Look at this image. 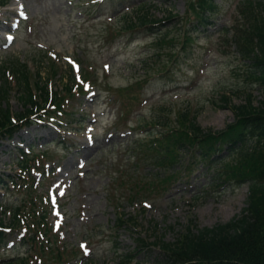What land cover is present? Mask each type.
Returning <instances> with one entry per match:
<instances>
[{
    "label": "rangeland",
    "instance_id": "obj_1",
    "mask_svg": "<svg viewBox=\"0 0 264 264\" xmlns=\"http://www.w3.org/2000/svg\"><path fill=\"white\" fill-rule=\"evenodd\" d=\"M245 3L213 0L200 11L196 0H4L0 68L25 63L34 84L38 76L52 75L53 63L57 75L49 87L59 91L68 84L71 66L81 84L79 94L64 98L63 116L52 114L50 122L39 114L1 138L0 177L28 179L23 185L14 178L10 191L0 185V221L8 224L9 205L35 220L44 211L49 233L42 238L65 249L68 260L60 264H113L117 254L137 249V235L144 243L173 242L190 220L212 227L240 214L247 187L209 186L198 160L183 155L176 178L165 185L153 182L154 175H165L148 144L151 132L162 130L156 115L178 128L180 112L199 107L197 126L214 132L235 120L222 107V95L235 106L264 101V86L250 81V64L219 37L220 28L243 24L239 8ZM169 14L175 17L155 37L136 27L139 19L155 25ZM18 17L23 22L15 28ZM145 58L146 68L140 64ZM8 79L3 107L16 115L23 106L13 77ZM5 80L0 69V86ZM163 103L167 107L158 110ZM27 149L30 173L15 162ZM185 166L194 172L185 173ZM123 216L131 221L121 224ZM21 233L0 239V260L27 251ZM144 252H137V261L152 264L158 256L157 248ZM37 258V264H50L48 255Z\"/></svg>",
    "mask_w": 264,
    "mask_h": 264
},
{
    "label": "trees",
    "instance_id": "obj_2",
    "mask_svg": "<svg viewBox=\"0 0 264 264\" xmlns=\"http://www.w3.org/2000/svg\"><path fill=\"white\" fill-rule=\"evenodd\" d=\"M210 0H196L199 10H203ZM243 24L234 26L231 30L223 32V42L235 47L239 56L248 62L251 67L250 81L264 86V0H246L243 8H239ZM175 17L169 14L164 21H156L155 25H147L144 20H138L139 29H144L147 35H156L166 23ZM160 22V23H158ZM134 23L127 22V25ZM227 30V29H225ZM227 35H230L227 38ZM44 62V57L42 59ZM143 67H148L147 60L142 61ZM15 77L17 95L23 106V112L12 115L9 107L4 108V102L8 101L9 86L7 80L0 86V138L10 136L17 126L27 122L29 115H35L40 111H46L44 103L51 101L55 108L60 109L62 98L55 91L50 98L48 81L54 79L57 71L54 64L50 66L51 76L44 79L40 76L34 84L28 80L26 64H12L8 67ZM4 68V69H5ZM4 70L3 68H0ZM66 77L68 84L62 86L63 91L69 93V87L73 83V76L68 70ZM4 75V72H3ZM39 75V74H37ZM61 90H59L61 94ZM249 97V94H248ZM224 102L223 108L230 109L235 114L234 124L228 125L219 132H204L197 126V117L201 108L189 109L186 107L179 114L180 126L171 127L165 121V117L156 115V124L162 130L151 132L149 135V150L153 157V163L162 168L164 177L153 176V182L165 185L177 177L181 168V157L198 160L203 168L204 176L211 187L227 185H246V207L240 214L227 223L216 224L212 227H198L191 220L183 232L176 234L173 242H165L161 239L144 243L140 236L134 239L139 244L132 252L117 254L113 264H146L137 261V254L149 253L151 248L158 249V256L152 264H264V101L254 107L250 99L242 106H231L229 98L221 96ZM160 104L158 110L167 107ZM168 105V104H167ZM34 111V112H33ZM169 125V127H168ZM13 130V131H12ZM33 160L22 152L16 160L18 169L29 173ZM185 173L189 174L193 169L185 166ZM23 180V185L28 177L17 175L7 176L10 185H15V179ZM2 187L6 190L8 185L0 178ZM151 187L154 184L149 181ZM31 185V184H30ZM2 204V202H0ZM9 207V208H8ZM10 218L8 224L0 221V239L11 236L25 228L21 237V245H29L27 251L13 259L2 260L0 264H37V255L49 256L50 264L67 262L68 258L51 245L47 236L49 230L44 232L47 225L46 214L42 211L39 220L26 218L20 215L18 206H7ZM123 219V221H122ZM125 219V220H124ZM131 221V218L123 216L119 219L121 224ZM120 226V224H119ZM47 228V227H46ZM8 230V231H7ZM140 241V242H139ZM142 242V243H141ZM138 253H137V252ZM36 258V259H35ZM80 264H92L81 262Z\"/></svg>",
    "mask_w": 264,
    "mask_h": 264
},
{
    "label": "bare ground",
    "instance_id": "obj_3",
    "mask_svg": "<svg viewBox=\"0 0 264 264\" xmlns=\"http://www.w3.org/2000/svg\"><path fill=\"white\" fill-rule=\"evenodd\" d=\"M10 13H13V11L11 10L10 11ZM6 21H8V20H6ZM2 29V27H0V30ZM89 148H86V149H84V150H88Z\"/></svg>",
    "mask_w": 264,
    "mask_h": 264
}]
</instances>
